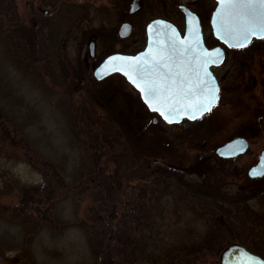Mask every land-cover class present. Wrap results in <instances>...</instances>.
<instances>
[{
	"label": "rangeland",
	"instance_id": "rangeland-1",
	"mask_svg": "<svg viewBox=\"0 0 264 264\" xmlns=\"http://www.w3.org/2000/svg\"><path fill=\"white\" fill-rule=\"evenodd\" d=\"M169 1L143 0L144 6L129 11L130 0H0V264H95V248L99 258L103 249L115 255L122 241L133 249L126 264H220L221 252L240 243L225 236L217 256L205 254L200 263L188 256L185 263L189 239L206 233L207 225L173 191L178 182L198 181L187 171L206 174L209 168L224 178L227 196L264 188V176L248 175L264 151V39L228 54L216 70L221 78L229 75L219 105L195 121L164 122L121 74L101 82L83 77L86 58L98 64L109 54L142 49L154 18L183 30L178 4L194 0ZM126 23L135 26L121 37ZM91 38L95 56L88 54ZM120 128L122 141L114 139ZM237 137L250 143L244 154L216 155L218 146ZM132 149L149 175L131 184L138 168ZM56 162L70 174L83 170L88 188L67 195L70 177L56 174ZM177 166L185 174L172 169ZM157 178L171 184L170 192L161 193ZM124 198L130 203L112 205ZM249 206L262 221V200Z\"/></svg>",
	"mask_w": 264,
	"mask_h": 264
},
{
	"label": "snow or ice",
	"instance_id": "snow-or-ice-1",
	"mask_svg": "<svg viewBox=\"0 0 264 264\" xmlns=\"http://www.w3.org/2000/svg\"><path fill=\"white\" fill-rule=\"evenodd\" d=\"M220 5L214 24L216 34L225 43L243 48L252 37L264 39V0H220ZM193 19H189V32L194 34L191 43L169 38L165 46L158 45L151 59L114 55L104 64L105 74L122 72L140 90L148 107L168 122L182 115L195 119L219 100L220 88L208 65L219 62L222 53L216 48L213 56L200 46ZM251 174L256 175L255 170Z\"/></svg>",
	"mask_w": 264,
	"mask_h": 264
},
{
	"label": "trees",
	"instance_id": "trees-1",
	"mask_svg": "<svg viewBox=\"0 0 264 264\" xmlns=\"http://www.w3.org/2000/svg\"><path fill=\"white\" fill-rule=\"evenodd\" d=\"M60 64L62 65V62H60ZM61 68H63L61 69L62 72H67L65 71L63 66H61ZM68 76H70V74H68ZM83 77L85 78V80H88V73L86 72ZM127 117L129 118L130 115H128ZM125 124L129 126L126 127L128 132H131L132 126L129 123ZM114 127H116V129L119 131L118 126L114 125ZM122 129L120 131L121 134L116 132V134L114 135V139L122 141ZM134 138L135 137H132V140ZM133 143H135V141H133ZM132 155L134 157V159L132 160L134 165L133 167L138 168H136L133 173L134 179L130 181L131 184L134 183L137 179H140L139 177H146L149 175L146 169L142 170L144 169L143 166L146 165H142L139 163L140 157L137 153H134V149H132ZM158 159L159 158H155L154 160L159 164L161 162H159ZM46 163H48V161H46ZM52 165L53 170H55L56 174H58L59 176L61 174L60 171L67 172V168L64 163L56 162L55 164L52 163ZM172 169H174V171L179 174H185V172L182 171L183 169H178V166L173 167ZM169 170L171 169L169 168ZM83 172L84 171L80 169H78L73 174L67 172L68 177H70V181H68L69 184L65 186L67 195L72 196L73 194H76L79 191L80 194H82L88 188V184L85 182V180L87 181L89 177L82 178ZM187 174L196 175L198 181L193 183L192 185L185 183L180 184L178 182L177 188L174 189L173 192L180 193V201L186 203L190 212L198 213V219L202 220L204 224L207 225V232L204 234L200 233L199 237L197 238L186 237V239L191 238L189 239L191 243L187 245L188 248L183 250V258L181 259H183V261H185L186 263L187 257L189 256L191 262L200 263L202 257L205 254H213L214 256H217V254L220 253V251L222 250L223 237L225 236L229 237L232 242H240L241 244L246 246L250 251L258 255L264 256V219L260 217L262 220L260 221L257 215H255V213L250 209L249 206L250 201L254 199L258 200V198L261 199L264 203V188L262 189L261 187H258L255 191L249 192L247 195L245 194V191H243L244 189H239L235 194L227 196L229 194L225 192L226 187L224 185V178H220L216 171H212L209 168L206 171V174L203 173V170L187 171ZM209 175L213 178V180ZM168 177L172 179L171 176ZM215 178H217L218 180ZM156 182L158 184V189L161 191V193L170 192V183L158 178L156 179ZM122 203L128 204L130 203V201L129 199L126 200L124 198L123 200H115L114 204L112 205L117 206V204ZM101 209L104 208L101 207ZM248 224L250 225L247 227ZM32 237L33 236L29 238V241ZM110 238L111 235L108 239ZM128 238V236L125 237V240H127ZM102 243H100V247H104V243ZM120 243H122L120 244L122 246H119L121 248L115 255H111V253H108L106 249H103V251L100 253L99 258V250L98 248H95L93 250L94 254H96L95 264H126L128 260L126 254L129 253V251L132 252L133 249L129 247L130 243L126 241H122ZM167 251V255H169V248ZM124 254L125 256L123 261H121V259L119 261L118 258H116V256L120 257ZM164 258L167 262H173L174 260L170 259L169 256H164Z\"/></svg>",
	"mask_w": 264,
	"mask_h": 264
},
{
	"label": "water",
	"instance_id": "water-1",
	"mask_svg": "<svg viewBox=\"0 0 264 264\" xmlns=\"http://www.w3.org/2000/svg\"><path fill=\"white\" fill-rule=\"evenodd\" d=\"M216 2H217V5H216V8L212 14V19H211V26L213 29V34H214L215 38L220 43L224 44L228 48H236L233 45L225 43V41L223 39H221L216 34V26L214 24V21L217 19L218 10L221 8L220 0H216ZM184 12L186 15L184 36H182L178 27L175 24H173L172 22L164 20V19H155L152 22H150L149 25L147 26L148 44L144 50H142V51H140L134 55L114 53L110 56L121 55V56L136 57V56H142L143 55L144 59L147 60V59H151L152 55L159 50L158 45L160 47L165 46L169 42V38L177 39V42L181 43V44H183L185 42L191 43V41L194 39V34L189 32V19L194 18L192 26L195 30V33H198V35H199L200 46L204 49H207L209 54H211L213 56L215 55V53L213 51L214 49L219 48L221 50L222 55H221L220 61L210 63L208 65V70L211 72L212 76L215 78L217 85L219 86L218 81H217L216 77L214 76V74L212 73L210 68H211V66H219L224 62L225 50L222 46H217L213 49H208L204 44L202 27L200 25L199 18L196 16V14L194 12H192L188 8H184ZM166 26H171V27H166ZM132 27H133L132 23L123 24L122 27L120 28V32H119L120 36L124 37V36L130 35V33L132 31ZM172 29H175V34L172 33ZM253 38L260 39L258 37H252V39ZM252 39H251V41H252ZM150 49L152 50L151 52L149 51ZM107 58L95 69V71H94L95 78H97L98 80H102L105 77H107L113 73H120L127 79L128 82H130L132 84V82L122 72L109 71V72H107V74H105L104 64H105V61L107 60ZM133 86L135 87V85H133ZM137 90L139 91L140 96H141L142 100L144 101V103L148 106V104L144 100L143 95L141 94L140 90L139 89H137ZM149 110L155 111V110L150 109V108H149ZM205 113L206 112L202 113L201 115H198L195 119L199 118L200 116H202ZM184 119L195 120V119L190 118L189 116L182 115L176 121H173V122L166 121V122L167 123H179V122L183 121ZM153 122L156 124L158 122V118L155 117ZM248 148H249L248 140L244 137H237V138H233V139L229 140L228 142H226L223 145L218 146L215 149V153L221 158L229 159V158H234V157H237L241 154H244L248 150ZM253 170H255L256 175L251 174ZM248 175L251 178H260V177L264 176V151L261 153L257 164L250 168V170L248 171ZM220 264H264V258L261 257L260 255L256 254V253L251 252L247 247H245L244 245H242L240 243H232V244L228 245L221 252Z\"/></svg>",
	"mask_w": 264,
	"mask_h": 264
},
{
	"label": "flooded vegetation",
	"instance_id": "flooded-vegetation-1",
	"mask_svg": "<svg viewBox=\"0 0 264 264\" xmlns=\"http://www.w3.org/2000/svg\"><path fill=\"white\" fill-rule=\"evenodd\" d=\"M124 1V0H123ZM171 1V0H170ZM169 1V3H170ZM176 1V0H174ZM174 1H172V5H174ZM213 1V0H212ZM215 1V0H214ZM118 0H112V4L113 5H118ZM216 3V1L214 2ZM212 5V6H211ZM136 6H144V2L143 0H130L129 2V5H128V8H129V11H132V9H134ZM209 6V7H208ZM207 7H203L201 5V3H199L198 1L194 0V1H189L187 2L186 4H178V10L181 12L182 16H183V19H184V29L182 30L178 25H176L173 21H171L170 19H167L165 17H157V18H154V19H164V20H167V21H170L172 22L173 24H175L178 29L180 30L182 36H184V31H185V22H186V15H185V12H184V8H188L189 10H191L192 12H194L196 14V16L199 18L200 20V25L202 27V32H203V38H204V43H205V46L208 48V49H212L216 46H219L221 45L215 38H213L212 40V43H209L207 41V34L205 33V28L204 26L207 25L208 23L210 24L211 26V17H212V13L216 7V4L214 5L213 3H210L208 4ZM126 11V10H125ZM46 14V12H45ZM153 19V20H154ZM152 21V20H151ZM150 21V22H151ZM208 24V25H209ZM133 26H135L134 24H132ZM133 28V27H132ZM146 33V32H145ZM146 37V40H145V45L142 49H144L147 44H148V37H147V33L145 35ZM214 37V36H213ZM88 39V38H87ZM254 41V40H253ZM252 41V42H253ZM96 40L94 38H91L90 41H89V48H88V54L91 55V56H95L96 55ZM249 46V45H248ZM247 46V47H248ZM245 47V48H247ZM245 48H242V49H245ZM142 49L138 50L136 53H138L139 51H141ZM235 51V50H240V49H234V48H225V60H224V63L221 65L223 66L226 62V60L228 59V54L231 52V51ZM134 53V54H136ZM114 54V53H113ZM111 55V54H109ZM108 55V56H109ZM107 56V57H108ZM88 58L85 59L86 61V72L88 73V75H90V77H88V80L90 82V80H96L98 82H101L107 78H109L110 76L114 75V74H111L109 76H107L106 78H104L103 80H97L95 77H94V71L95 69L97 68V66L102 62L96 64V63H93V64H90L88 63L87 61ZM104 60V59H103ZM221 66H212L211 67V70H212V73L214 74V76L216 77L217 81H218V84H219V87H220V92H219V100H218V103L210 110V112L206 113L205 115L213 112L219 105V101L223 95V92H225L226 88H225V84H224V81H226L228 78H229V75H226V77L224 78H221L220 76L217 75L216 73V70L219 69ZM85 79V78H84ZM234 86V85H233ZM235 87V86H234ZM233 90V89H232ZM203 115V116H205Z\"/></svg>",
	"mask_w": 264,
	"mask_h": 264
}]
</instances>
